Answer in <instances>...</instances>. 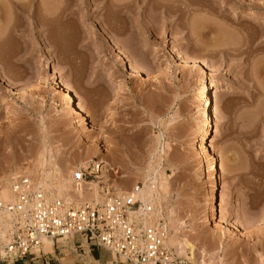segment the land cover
I'll list each match as a JSON object with an SVG mask.
<instances>
[{
  "label": "rangeland",
  "instance_id": "rangeland-1",
  "mask_svg": "<svg viewBox=\"0 0 264 264\" xmlns=\"http://www.w3.org/2000/svg\"><path fill=\"white\" fill-rule=\"evenodd\" d=\"M3 1L0 194L19 173L38 182L43 150L64 178L105 158L119 193L167 180L157 208L169 245L170 233L185 242L182 255L170 245L185 264H264V0H181V17L150 0ZM53 247L61 264L114 258L78 235Z\"/></svg>",
  "mask_w": 264,
  "mask_h": 264
},
{
  "label": "built area",
  "instance_id": "built-area-1",
  "mask_svg": "<svg viewBox=\"0 0 264 264\" xmlns=\"http://www.w3.org/2000/svg\"><path fill=\"white\" fill-rule=\"evenodd\" d=\"M104 163L97 159L75 166L70 174L71 194L51 195L48 188L23 172L9 179L10 197L0 199V208L9 216L0 260L13 264L27 257L47 256L42 240L69 239L78 235L114 254L109 264H185L167 244L168 225L161 217H151L153 205H144L129 190L116 191ZM91 194L80 201V195ZM80 250L82 244H78ZM40 255H35V250Z\"/></svg>",
  "mask_w": 264,
  "mask_h": 264
},
{
  "label": "bare ground",
  "instance_id": "bare-ground-1",
  "mask_svg": "<svg viewBox=\"0 0 264 264\" xmlns=\"http://www.w3.org/2000/svg\"><path fill=\"white\" fill-rule=\"evenodd\" d=\"M93 2H96L97 0H92ZM111 0H107L106 3H112L114 1H111ZM181 0H150L151 2V5L153 6L154 9H158L160 10L161 9V14L163 13L164 15H166L165 17H167L168 15L172 14V13H176L178 11H180V13L178 14V17L181 15H183L186 11L184 10L183 7H178V5L174 2H178ZM195 2H198L199 0H193ZM4 1L2 0V3ZM200 2V1H199ZM194 3V2H193ZM13 4V3H12ZM20 8L23 7H26L28 6L26 3V5H23V3H16ZM114 5H117V6H126L128 4H124V5H120V2L119 4L118 3H113ZM6 5L5 3L2 4V6H0V23L3 21L2 20V15L7 11V7L5 9V6ZM198 5V4H197ZM106 7V6H105ZM28 8V7H27ZM163 8V9H162ZM25 10V9H24ZM26 11V10H25ZM162 14V16H163ZM184 16V15H183ZM182 16V17H183ZM2 20V21H1ZM260 22V21H259ZM6 23V22H5ZM2 24V23H1ZM2 26V25H1ZM8 26V25H7ZM18 27V26H17ZM3 28H4V25H3ZM6 28V27H5ZM13 28V27H12ZM19 30V29H18ZM22 31V30H21ZM19 32V31H18ZM17 37V36H16ZM111 41V40H110ZM114 42V41H113ZM111 42V43H113ZM113 45V44H112ZM114 45H115V42H114ZM116 46V45H115ZM118 46V45H117ZM123 49H121L122 51ZM120 49H119V52L117 54V56L122 59V62H123V56L120 54L121 53ZM124 53V52H123ZM123 55H126L123 54ZM127 57V56H126ZM186 58V57H184ZM191 60V58H188L187 60ZM53 60V59H52ZM185 60V61H187ZM193 60V58H192ZM195 61V60H193ZM192 63V61H191ZM122 64V63H121ZM131 64V63H130ZM196 65V63L193 62V65ZM132 65V64H131ZM136 65V64H135ZM199 65V64H198ZM207 65V64H206ZM53 66V64L51 65ZM123 66V64H122ZM134 66V64L132 65ZM54 67V66H53ZM138 67V66H137ZM209 68V67H208ZM142 70V68H141ZM140 70V71H141ZM54 73H52L53 75V79L55 80L56 83H58L59 85H61L62 87V90L65 92V94L67 95V97L69 96V91L72 90L71 88V85L68 84L65 80V77H63V73H59L58 69L54 67ZM1 76V75H0ZM4 79V78H3ZM2 80V79H1ZM5 80V79H4ZM206 87H205V84H203V86H201L200 90H199V100L201 102V104L205 107V101H206ZM75 95V94H74ZM197 98V99H198ZM79 100V99H78ZM80 101V100H79ZM78 105V112L81 113L83 111V105L79 102ZM200 106V105H199ZM201 108V107H200ZM204 113L205 112V109H204ZM82 114V113H81ZM87 114V113H86ZM78 115V114H77ZM83 119V118H82ZM207 126H208V119L207 117L204 119L203 121V125H202V131H201V140L203 142L204 140V137L207 133ZM209 144V143H208ZM205 148V147H204ZM211 148V147H210ZM204 150V149H203ZM207 150V149H206ZM47 150H43V152H41L40 154V157H39V160L37 161L38 164H37V169H41L42 171H40L41 175L38 174V183L41 184V185H44L46 188H48V190H52V187L55 188L56 187V192H54L55 195L57 196H64L66 195V193L68 194L69 191L71 190V179L69 178H64V174L62 172V169L60 168L61 166L55 164L53 162V156L52 154L49 155L48 151L46 152ZM203 153V152H202ZM49 155V156H48ZM209 156V155H208ZM208 158V157H207ZM211 158V157H210ZM213 159V158H212ZM101 161H103V163L105 164V166H110L111 164L109 163L108 160H106L105 158H102ZM73 164V163H72ZM217 165L214 164V162L212 161L210 167L212 169H214ZM219 166V165H218ZM110 169V168H109ZM38 170V171H39ZM34 171V170H33ZM157 173V172H155ZM40 175V176H39ZM153 175V174H152ZM152 175H148L144 181H143V186L139 189L138 193L136 194V198L140 199L141 200V204H140V209L139 211L141 210V208L144 206V205H150L152 204L153 205V210L151 211V213L149 214V216L151 217H160V208H157L158 205L161 204V195H160V190H165L168 183H167V180L164 179L163 177L162 178H158L156 176H152ZM221 175V174H220ZM222 176V175H221ZM56 180V181H55ZM5 187V186H4ZM3 187V188H4ZM2 189V188H1ZM120 189V188H119ZM3 193L0 194V199H3V200H7L9 197H10V190L9 188H7V190L5 189V192L2 191ZM53 193V192H52ZM162 193V192H161ZM71 194V193H70ZM89 196V195H88ZM156 207V209H155ZM213 209V207H212ZM221 209H223V206H222V202H221ZM214 213V212H213ZM212 214V213H211ZM8 225H9V216L8 214L6 213L5 210H3L2 208H0V240H4L5 239V235L7 233V229H8ZM238 227V226H237ZM239 228V227H238ZM240 231V229H238ZM168 236H169V229H168V234H167V244L169 245L168 243ZM45 241H51V239H43L42 240V250L44 251L43 249V246L45 245ZM169 241H170V245L172 247L175 248V251L177 254L179 255H182L185 253V242L182 241L180 238H178L177 235H175V233H170V237H169ZM49 244V243H48ZM169 245V246H170ZM170 246V247H171ZM37 252L39 253V250L37 249ZM45 252V251H44ZM37 253V254H38ZM47 253V252H45ZM40 254V253H39ZM10 261V260H9ZM263 261V260H262ZM199 264H208L204 259H201V261H199Z\"/></svg>",
  "mask_w": 264,
  "mask_h": 264
},
{
  "label": "crops",
  "instance_id": "crops-1",
  "mask_svg": "<svg viewBox=\"0 0 264 264\" xmlns=\"http://www.w3.org/2000/svg\"><path fill=\"white\" fill-rule=\"evenodd\" d=\"M43 249L45 252L49 253V255L45 256L44 258L41 257L40 259L27 257L14 264H61L60 258L57 257L59 253H56V248L53 247V243L50 250H46V246H43ZM51 252H53V255L51 254Z\"/></svg>",
  "mask_w": 264,
  "mask_h": 264
}]
</instances>
